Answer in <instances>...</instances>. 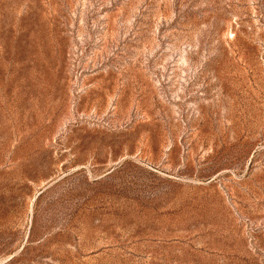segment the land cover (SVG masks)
I'll use <instances>...</instances> for the list:
<instances>
[{"label": "rangeland", "instance_id": "obj_1", "mask_svg": "<svg viewBox=\"0 0 264 264\" xmlns=\"http://www.w3.org/2000/svg\"><path fill=\"white\" fill-rule=\"evenodd\" d=\"M0 264H264V0H0Z\"/></svg>", "mask_w": 264, "mask_h": 264}]
</instances>
